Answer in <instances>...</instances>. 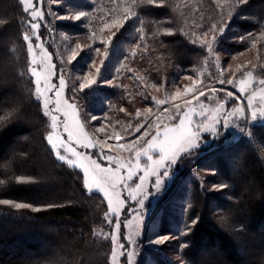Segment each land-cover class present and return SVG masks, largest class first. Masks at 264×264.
Segmentation results:
<instances>
[{
  "label": "trees",
  "instance_id": "16d2710c",
  "mask_svg": "<svg viewBox=\"0 0 264 264\" xmlns=\"http://www.w3.org/2000/svg\"><path fill=\"white\" fill-rule=\"evenodd\" d=\"M43 3L39 35L57 69L67 71L70 99L84 117H97L93 125L125 113L135 126L129 138L143 132L145 122L136 126L146 117L133 116V107L147 108L163 87L180 89L200 77L204 87L226 91L219 79L246 70L264 80V0ZM78 12L86 16L57 19ZM125 15L131 18L122 27L111 26ZM30 19L21 0H0V200L13 202L0 204V264H111L105 198L87 190L82 171L59 160L47 142L49 120L34 92L23 38ZM232 60L241 64L235 70ZM89 73L96 83L81 91ZM175 167L174 182L150 212L156 235L169 236V246L144 248L136 264H264V122L247 123L236 138L216 136L183 153Z\"/></svg>",
  "mask_w": 264,
  "mask_h": 264
},
{
  "label": "rangeland",
  "instance_id": "374dc122",
  "mask_svg": "<svg viewBox=\"0 0 264 264\" xmlns=\"http://www.w3.org/2000/svg\"><path fill=\"white\" fill-rule=\"evenodd\" d=\"M43 2L44 0H24V2H22L24 8L34 9L35 11L42 13V16L40 18L34 20L31 15V10L28 11L31 18L30 25L31 23H36L38 27L36 29H32L31 27H29L28 32H26L24 35H28L30 38L28 41L25 40V43L28 53L29 72L31 74L34 83V92L36 97L40 100L42 108L49 120L50 130L49 133L47 134V137L51 133L53 135V142L59 145L61 142H67L68 140L67 133L64 132V124H63L65 120L64 112L66 110L69 111V117L67 118L69 123H71L73 117L71 110L66 108V104L62 103L61 105H58L56 101L60 100L62 102L75 104L76 106L77 104L70 99L68 94V89H70L71 91V89L73 88L71 87V83L68 79L67 71H64V68L63 70L57 69L56 64L52 59V55L50 51L47 49L43 39L39 35L40 23L41 21H44ZM33 60H35V64L33 63ZM238 61L239 60H234V61L232 60L229 63V65L230 64L233 65V70H235L234 69L235 67L241 65L240 62L238 63ZM33 68H36L37 72L40 73L41 76V83H40L41 95H39V97L37 94L36 77L32 75ZM225 69L228 71L227 68ZM249 73H251V76L248 75ZM61 76H63L65 81V86L63 88H60L59 86ZM76 76L77 77L75 81L77 79L79 80V76L78 75ZM231 77L228 76V78L224 80V83H227L228 80L233 81L232 84L227 83L226 86L229 87L221 85L223 83H219L221 85V88H224L223 90L226 91L216 90L218 89V87H213L212 90H210L207 87H204V83L202 79H200V77L196 80H192L189 83L184 84L180 89L178 88L169 89L167 87H163V90L159 92L157 97L153 98L154 102L150 103L147 106V108H143L144 109L143 110L140 109L138 106L133 107V111H134L133 116H137V117L142 115L146 116L144 119L140 120V122L136 126L140 128L139 126L142 125L143 122H145V124L143 125L144 126L143 132L140 134L138 133L139 135H136L137 137H131V138L128 137L129 135L132 134L133 127L135 126L133 125L129 116H127L125 113L120 112V115H116V114L109 115L106 118L107 122H104L103 125H93L91 117H89L90 119L88 118V116L84 117L79 107L77 106L78 114L76 118L80 120V123L84 124V132L87 133L89 140L91 142L97 144V147L95 148L81 147V143L83 141L77 142L75 138H73L71 142V146L76 148L78 152L83 153L84 156L90 157L92 160H96V162L99 163L101 167H111L112 169H115L117 167V164L114 162L110 163L105 157L107 155H111L114 158L118 157L125 164V167L120 169V174L127 176V171H128L127 165L129 163L135 164L136 162L134 153H132L129 150L128 145L135 141L137 142V146L139 147V144L144 143V141L140 139L141 137L144 136V133L145 132L150 133L147 137H145V139H151V136L156 134L157 126H159L161 130H163L165 126L178 125L179 116L177 114L175 105L180 106L181 113L187 111L189 108L194 110L193 112H189V115L192 116V127L194 130L198 125H202L209 129L208 131L200 132L199 140L195 141L196 143H198L199 146L208 145L216 136L220 134L222 135L226 132H229L231 137L236 138L239 136V134L241 133V131L243 130V128L246 126L247 123L264 122V115L261 114V110H264V84L259 83L261 80L256 79V77L254 76L251 70L243 71V73H241L237 78L231 79ZM219 81L220 82L222 81V77L219 79ZM241 81L248 82L245 91L240 90L242 87H245V85L242 84ZM186 85L191 86L193 90L188 92L186 95H181L176 100H172V96L175 94L177 90H179L181 93H184V89ZM229 92L232 93V96L228 95ZM57 93H59V96H57ZM201 93H203V95H201ZM250 96L253 97L252 107L248 106ZM232 97L233 98L236 97L237 101L228 105L226 101ZM46 100L49 101L47 112L44 108V103ZM159 101H164L165 103L160 104L158 103ZM186 102H190V103H186ZM221 105H223V109L218 111ZM58 107H59V111H57ZM237 107H242L244 109L243 114L242 115L237 114L235 116H231L229 120L226 122L225 115H227V113L231 112ZM153 108L157 110L155 112L150 111ZM165 109H167V111H165ZM253 111H256L257 113L255 118H253L252 116ZM137 113H139V115H137ZM53 116L58 117V121H57L58 127L56 128H53L52 126ZM100 127H104L105 132L103 133L98 132L97 129H99ZM116 135H119L122 139L120 141H117L115 139ZM47 142L51 146L48 139ZM107 144H111L113 145V147L111 149H108L107 147H103V152H102L101 147ZM118 144H124L125 148L124 149L118 148L117 147ZM53 151L56 155V150L53 149ZM60 153L61 155L66 156V160L64 161L66 162L68 160L76 161L75 164H71V165L77 167L82 171L84 184H85L86 177L84 176L83 169L79 167V164L84 163L86 165H89L90 162L86 159L82 160L73 156L70 151L65 152L63 148L60 149ZM150 154H152L153 157L156 158L154 153H150ZM179 157L177 158V160L179 159ZM146 163H147V158L141 156L140 158L141 169L144 168ZM175 166L176 163L173 164L168 169L169 176L165 178L164 185L161 191L158 193L153 187L155 178L148 177L145 179L143 185V189H144L143 196H146L147 198L144 201L143 209L139 207L136 201L131 199V197L129 196L128 189L124 188L123 186H118L116 191L120 193V198L125 202L117 210L116 214H113L109 209L108 198L104 196V193L99 191L98 189H95L90 182L87 185L85 184L87 190H89V188H92V190L99 191L105 198L108 205V221L109 220L113 221V223L110 224L111 227L110 236L116 237L115 241L111 239L112 240V250L110 254L111 264H113V260H112L113 251L116 253L115 264H122V258L124 255H126L128 264H136V261L139 255L141 256L142 252L144 251V248L145 249L154 248L160 251V249L163 250L164 247L169 246L170 240H168L164 244H156L154 242L160 235H156L157 234L156 229H158V224L154 226L151 224L152 217L150 218V212H152L153 209L157 207L156 206L157 201L164 192V190L169 188L174 182V179L177 176V169ZM132 171L135 172L136 174L133 176V180L127 181V184L129 188L135 190L136 184L140 183L139 176L143 175V171L141 170L137 172L135 168H133ZM160 171L162 172L163 169H161ZM109 191H111V189H109ZM143 196L139 198H143ZM165 202H162L160 205H162ZM165 208L167 209V211L171 209L173 210L174 208H177L176 203L172 204L171 208L169 205H166ZM137 211H139L140 214L144 217L142 223L137 218L136 215ZM117 217L121 222V228L119 232L115 230V221ZM163 218L165 220L167 219L166 210L164 211V214H161L160 216V221H159L160 223ZM129 221H131V223H129ZM152 230L154 231L152 232ZM146 238H150V239L146 240ZM121 245H124V247L121 248ZM238 251L239 253L243 252L240 250ZM121 252H123L124 255H121ZM127 253H132V255L129 257Z\"/></svg>",
  "mask_w": 264,
  "mask_h": 264
},
{
  "label": "snow or ice",
  "instance_id": "6c2138e0",
  "mask_svg": "<svg viewBox=\"0 0 264 264\" xmlns=\"http://www.w3.org/2000/svg\"><path fill=\"white\" fill-rule=\"evenodd\" d=\"M24 2V0H22ZM240 3L246 2V0H239ZM148 3H155V0H148ZM31 10V15L32 18L38 19L42 16V13L35 11L34 9H29L25 8V11H30ZM134 15V13L132 14ZM86 13L85 12H78L75 14L73 17H66V16H59L57 19H74V20H80L82 17H85ZM130 15H125L122 20L117 19L113 20L111 22V26L119 28L122 27L123 24L130 19ZM4 21L0 20V24H3ZM108 27L109 25H105ZM30 27L32 29H36L38 25L36 23H31ZM213 28H215V25H213ZM225 31L224 28H220L219 32L222 34ZM115 35V33H113ZM24 40L28 41L30 38L28 35H24ZM242 40L246 39L244 37H241ZM213 41L217 40V36L213 35L212 37ZM202 44H206L209 49H211V43L208 42L207 40L202 41ZM31 46V45H30ZM253 46H255V42H253ZM80 45L77 44L76 48L80 49ZM84 51V49H81L80 51L73 50L71 55L68 58V62L72 63L77 59V57L81 54V52ZM33 63L35 64V60H33ZM103 63V61H102ZM93 67H95V64H93ZM255 67V65H253ZM96 73H100V68H96ZM32 75L36 77V83H37V94L38 97L41 95L40 93V83H41V76L40 73L37 72L36 68L32 69ZM251 76V73L248 74ZM188 79H191V77H188ZM46 80V77H45ZM94 83H96V80L93 79L92 74L89 73L84 77V80L80 83V90H84L87 88H90ZM221 83H224L222 80ZM227 83L232 84V80H228ZM242 84L245 85V87H242L240 90L245 91V88L247 87L248 82L247 81H241ZM260 84H264V80H261L259 82ZM60 88H63L65 86V81L63 76L60 77ZM193 89L191 86H185L184 93H181L179 90L175 92V94L172 96V100L178 99L181 95H186L188 92L192 91ZM203 95V93H201ZM229 96H232V93H228ZM57 96H59V93H57ZM252 99L253 97H249V107H252ZM56 103L58 105H61L62 103L66 104V108L71 110L72 113V121L71 123L68 122V117H69V111L64 112V117L65 120L63 122L64 124V132L67 133L68 140L67 142H61L59 145L57 143L53 142V135L50 133L47 137L49 143L51 144L52 148L56 150V156L59 158V160L64 161L66 160V156L61 155L60 149L63 148L65 152H71L73 156L79 158V159H86L90 163L89 165H86L84 163L79 164V167L83 169L84 176L86 177L85 179V184L91 183V185L95 188L98 189L99 191L104 193V196L108 198V205L109 209L113 214H116L117 210L124 204V200L120 198V193L116 191L118 186H123L124 188L128 189L129 191V196L131 197L132 200L136 201L141 209L144 207V201L147 198L146 196H143V185L145 182V179L148 177H154V183L153 187L155 188L156 192H160L163 185H164V180L166 177L169 176V171L168 169L177 162V158L182 154V153H188L191 149L197 148L199 145L195 141H198L200 136L201 131H208L209 129L202 126L198 125L196 126L195 130L192 127V116L189 115V112H193L194 110L189 108L187 111H184L181 113L180 111V106L175 105L177 114L179 116V124L174 125V126H165L163 130L157 126L156 128V134L151 136V139H145L150 133L145 132L144 136L141 137L140 139L144 141V143L139 144V147L137 146V142H133L128 145L129 150L134 153L135 157V164L129 163L127 165V176L121 175L120 174V169L125 167V164L118 158H114L111 155H107L105 158L110 162V163H116L117 167L115 169H112L111 167H101L99 163L96 162V160H92L90 157L84 156L83 153L78 152L76 148L71 146V142L73 138L77 140V142H82L81 147H87V148H95L97 147L96 143H93L89 140V137L87 133L84 132V124L80 123V120L77 117L78 110L77 106L75 104L71 103H66L62 102L60 100H57ZM158 103L163 104L165 103L164 101H159ZM190 103V102H186ZM48 104L49 101H45L44 103V108L47 112L48 110ZM223 109V105L220 106L219 110ZM57 111H59V107L57 108ZM167 111V109H165ZM244 109L242 107H237L236 109L232 110L231 112L227 113L225 115V121L227 122L231 116H235L237 114L242 115ZM203 114V113H201ZM261 114L264 115V110H261ZM139 115V113H137ZM257 115L256 111L252 112L253 118H255ZM53 128L58 127V117L53 116ZM91 120L95 121L97 120L96 116H91ZM98 132H105L104 127H100L97 129ZM139 131V128L137 129ZM115 139L117 141H120L122 138L119 135L115 136ZM103 147H107L108 149H111L113 145L107 144L103 145L101 147V151L103 152ZM118 148L124 149L125 145L124 144H118ZM154 153L155 157H153L152 154ZM141 156L147 158V163L145 164L144 168L141 169L140 167V158ZM69 164H75V160H68L67 161ZM135 168L137 172L143 171V175L139 176V181L140 183L136 184L135 190H132L129 188L127 181L133 180V176L136 174L135 172L132 171V169ZM163 169L161 172L160 170ZM220 188H223L224 185H220ZM111 189V191H109ZM92 188H89V191H91ZM143 198H139L142 197ZM114 198V199H113ZM13 203L12 201L9 200H0V204H11ZM15 207L18 209H23V208H30L32 207L30 204L26 203H16ZM35 211H39L40 209H34ZM138 220L142 223L144 217L140 214L139 211L136 213ZM109 224H112L113 221L109 220ZM131 223V221H129ZM195 223V221L193 222ZM121 228V222L120 220L116 219L115 221V230L119 232ZM111 239L115 241L116 237L112 236ZM170 239L169 236L163 235L159 236L154 242L156 244H164ZM124 245H121V248H123ZM121 255H124L123 252H121ZM127 255L130 257L132 253H127ZM112 260L113 264H115L116 260V253L113 251L112 253Z\"/></svg>",
  "mask_w": 264,
  "mask_h": 264
}]
</instances>
